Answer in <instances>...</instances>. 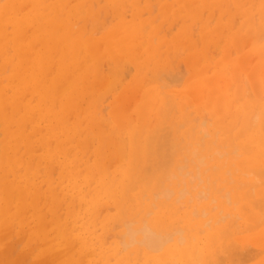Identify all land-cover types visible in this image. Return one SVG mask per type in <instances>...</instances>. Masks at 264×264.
Wrapping results in <instances>:
<instances>
[{
	"label": "bare ground",
	"instance_id": "obj_1",
	"mask_svg": "<svg viewBox=\"0 0 264 264\" xmlns=\"http://www.w3.org/2000/svg\"><path fill=\"white\" fill-rule=\"evenodd\" d=\"M25 1H30L31 5L26 13L23 12L21 8V5ZM200 1V8L211 6V3H219L217 6L223 5L222 0ZM140 2L138 0V5H140ZM60 3L61 0L55 2H51L50 0H10V3L0 10L1 49H3V44L8 43L9 38L16 40L14 48L15 54L13 57H9L7 52L9 48H4L2 52L0 50V59L4 64L3 67H5L6 64L10 66V71L6 68L10 72H7L9 73L8 75H5V69H2L4 74L0 73V75L4 76L3 78L6 81L0 85V125L4 137L3 141L0 142V256L7 252L6 238L7 235H11L12 237L13 234V232H9V230H11L10 227L12 225H17L24 230V233L25 229H27L29 235L28 239L37 246L36 249L38 251L34 249L36 246L34 248L32 247L33 251L30 248L33 244H30L31 241L29 242L27 240L28 242L24 243L23 247L20 248V257L25 256V253L27 254L28 252L29 255L36 253V257L31 264H109L112 261H114L113 264H246V262L254 258L256 259V256L259 257V251L261 252V250L258 248H255V250L251 248L250 251H248L249 247L252 246H249L247 242L249 239H252L254 242L257 238H255L252 231L251 233L248 231L251 229L255 230L264 223L263 88L259 91L258 88H256L258 82L256 83L254 81L255 83H252L251 88H253V93H255L256 97L254 99L253 95H251V91L248 89V83L246 82V90H248V92L245 91L246 83H242L244 85V87L242 86L245 91L243 92L244 95H249L250 100L253 97L255 105L253 107V104L251 105L250 101L247 99L248 101L245 102L247 105L234 111L236 121L223 118L227 116L222 114L224 111H222L223 109L221 110L220 106L223 107V104L219 106V109L211 106L214 97L213 90L205 106L203 103L205 97L203 98L202 96L201 99L200 92H197V88L203 85L200 82L187 89H181L183 91L179 92L178 95L176 94L178 100H174L175 98L173 99L171 95V99L170 97L168 100L165 99L164 101L169 104L167 105L168 109L166 108V103L162 101L166 106H163L164 110L160 114V118L162 117L163 121L162 119L161 121L158 120L159 124L155 123L156 126L154 125L155 127L152 129H146L147 126L142 124L141 120L138 124L134 125L118 119V121L111 120L110 123H108V127L102 125L98 123L100 117H95V115L91 113V107H88V105H91V102H93L92 99H97L96 96H93L94 98L89 96V91L94 87V81H91V77L94 76L93 78L97 79L96 77L99 75L97 73L93 75L91 72V69L97 70L98 61L92 62L88 68L82 65L81 67H83L85 71L78 73L80 70L78 69L76 71L77 66H70L72 65L71 59L68 61L66 60L70 55H75L73 57L75 59L78 54L77 57H79L83 63L85 59L88 58L87 51L89 50L90 53H95L96 49L91 46L86 51L84 47L85 39H83V35L79 33V29L74 31L72 27L75 26L71 27L62 20L60 16ZM229 3L228 1L227 8H229ZM179 5L183 8H187L191 6V3L187 5L179 3ZM153 6L152 9L155 10V6ZM235 9L231 11H235L234 13L237 15V9ZM153 10H151V12ZM213 10L217 9L214 8ZM143 13L151 14L150 12ZM201 13L203 15V11H201ZM201 13L192 11L188 14L194 18L201 15ZM255 16L254 18H256ZM155 20H157V16ZM155 20L154 24H156ZM94 21L96 23L95 19ZM199 21L201 20L199 19ZM178 22L176 21V23ZM176 23L172 25L175 26L174 24ZM208 23L210 22L208 21ZM98 25L101 26L100 23H98ZM8 26L13 28L11 37L8 35L9 33L6 34ZM99 26H97V29H100ZM161 26L163 27V25ZM233 26L234 23H232V27ZM191 27H193V25H191ZM102 28L101 26V29ZM129 29L130 31L124 32L127 29L125 30L124 27L118 25L113 31L107 35L104 34L105 36L101 38L106 45L105 52H108L111 58L113 57V59H110V67L106 66L109 69L108 74L104 79L100 78L98 82L101 93H107L106 91H108L107 95H109V90L117 84V77L121 75L119 73L124 67H120L123 59L127 58L129 61L134 60L133 55H130V53L133 52L135 41V35L133 34L138 32V28L134 26ZM168 30H170V28ZM95 31L98 32V30ZM166 31L167 29L165 32ZM221 31L219 30V32ZM170 32L168 31V33ZM223 32L224 30L222 33ZM248 32H250V30ZM256 32H258V30ZM261 32L263 33V31ZM261 32H258L259 38L261 37ZM25 33L27 40L23 42V34ZM221 35L223 36V34ZM196 39L197 37H195L194 41H196ZM186 42L187 41H183V44H186L185 49L189 47V44L191 45L189 41ZM211 45L212 44H210V46ZM178 46L179 44L177 43L176 47H174L179 51L180 47ZM216 48L213 49L215 50ZM213 49L211 51L214 52ZM205 53L208 54V49ZM231 53H233V50ZM249 54L251 55V53ZM120 56L124 58L122 59ZM243 58L245 59V56H243ZM250 59L252 60V58ZM191 60H194V58H190L189 62H191ZM170 61L174 60L170 59ZM106 62L104 61L103 63ZM242 62L245 64L244 61ZM78 63L80 62L78 61ZM109 63L110 62H107L106 64ZM196 63H199L198 60ZM258 63L259 61L257 64ZM122 64H125V62H122ZM143 64V62H139L137 70L144 67L142 66ZM196 65L198 66V64ZM258 65L261 66L260 63ZM191 66L193 67V64H191ZM217 66H219V64H217ZM233 67L232 70L234 69ZM235 68L238 67L235 66ZM106 69L105 71H107ZM174 69H170L168 80L162 78L163 74H160L159 77L156 76L157 79L155 77V81L152 79L154 76H151L152 78L150 79H152L151 81L153 82H158L160 79L159 83H162L157 84L158 86L160 85L162 90V84H166L164 85L166 87L168 86V81L174 84L176 83L177 85V83L181 82L185 74ZM194 69L193 67V70ZM102 70L101 68V71ZM129 70L132 69L129 68ZM156 70L159 72V69ZM160 72H162L161 68ZM151 73L150 75H152ZM237 73L238 72H236V74ZM236 74L234 75L236 76ZM147 75H145V77ZM239 75L240 74H238V76ZM250 76H253V74ZM241 77L239 76L238 79L241 80ZM188 78H190V76ZM258 80L256 78V81ZM262 80L264 81V79ZM184 81L188 83L186 80ZM121 82L120 79L118 84H121ZM147 82H150V80ZM139 85L141 86L140 83ZM133 87H135V85ZM139 88L141 89V87ZM132 89L134 90L135 88ZM239 89L240 88H238L237 92L241 93ZM162 90H159L160 93ZM194 91L196 92L194 93ZM128 92L131 94L130 90ZM138 93H140V91ZM160 93L158 92V94ZM187 94L191 95L190 100L187 99ZM104 95L100 94V97L98 95L97 97L102 98ZM107 95L105 96L108 97ZM134 95L138 96V94ZM157 95L155 93V97ZM166 95L167 94H165L164 97ZM225 95L223 94L222 96L226 99L227 97H225ZM137 96L134 98L137 99ZM90 97H92V99ZM157 98L156 100H159L160 97ZM220 99L218 100L223 102ZM233 99L235 100L236 98L234 97ZM238 99L240 100L242 98ZM102 100L104 101V98ZM96 101L97 100H95V105L98 104ZM123 101H121V103ZM133 101L129 100L130 105ZM191 101L196 105V110L199 112L203 110L201 107L202 104L207 107L214 121L208 126L205 121L207 118H202L200 121H198L197 117L192 118L195 124L189 128L186 137L180 140V137L175 134L176 121L173 114L175 109L178 113L181 111L184 113L186 109L184 106L188 107L189 104L191 105ZM57 103L59 104L58 106L56 105ZM83 104L85 105L83 106ZM120 107L122 108L123 106ZM249 108L255 109L251 115L253 116L252 122H250L251 116L248 119L249 121L243 120L240 116ZM88 109L90 113L86 114ZM118 109H116L117 112ZM144 110L145 105L142 111ZM147 111L146 107V112ZM129 114L131 115V113ZM142 115L143 114H141V116ZM187 115H183L185 120L188 119ZM123 116L125 118L124 114ZM118 118L121 119L120 117ZM148 118L147 116L146 119L143 118L147 120L145 123H148ZM82 120L86 122L84 127L81 126ZM183 122L186 123L187 121ZM183 122L182 124H184ZM180 125L181 123L177 125V131ZM79 128L80 134L84 133H81V131H83L82 128L86 131L85 136L89 138L88 141H91L90 143L85 142L84 139L83 141L87 144H83L81 142L82 140L78 138L79 134H77V131ZM246 131L249 132L247 133ZM144 132H147V134ZM211 133L213 137L209 138ZM155 137L158 139H155ZM73 139L74 141H72ZM149 139L150 141H148ZM92 140L98 144L92 152L94 155V162H104L106 158L108 159L112 156L111 160L112 162L114 160V163L117 164V168L128 165L127 171L116 172V170H114L113 172H109L103 165L94 164V167L97 169L95 174L91 164L88 162L84 164L82 160V157L90 152L88 144H92ZM148 142L149 144H147ZM106 148L112 152L111 155H104L103 152ZM23 153L30 155L22 159L25 162L22 160L20 161L16 156V154H19L21 157ZM87 156L89 157V155ZM189 162L193 163L192 167H189ZM23 164H25V166H23ZM110 164L108 167L111 166ZM21 167L23 168L21 169ZM39 168L40 172L43 171V173H41L43 177L41 174L37 176ZM130 171H132V174L136 172L133 177L132 174L130 177ZM9 174L13 176L11 179H9ZM96 175L99 178L97 177V179L93 180ZM38 177H40L41 180ZM217 182L220 184L218 187H216ZM133 188L138 189L137 195L140 197L137 195L133 196V198L130 195L126 196V193L129 194L133 191ZM214 190L219 193L225 190L223 194L221 193V196L225 195L224 200L223 197L220 198L216 195ZM97 191L106 194L108 198L113 201L116 200V202H114L115 208L119 206L121 200L123 201L121 204L124 203V198L132 202H129L126 206L117 207L115 214L107 211L104 217H100L102 214L99 215V209L103 206H100L98 202V205L95 203L98 197ZM119 191H122V193ZM226 193H230L231 196ZM224 201L228 206L231 203L230 207H225ZM108 207V209H110V206ZM219 207L227 213L220 216L219 219L213 220L212 212L215 208ZM102 210H104V207ZM208 214L209 217H207ZM228 215L231 216V219L229 218L231 223H227V227L223 225L225 228H219L218 231L215 230L213 235L215 237L207 239L212 241L208 242V244L213 246L214 250H210V246L208 244L206 245L203 241L190 240L195 228L199 227L198 222H200V219H202L203 226H208L211 223L212 229H214L216 224L219 223V220H222ZM205 217L207 218L203 219ZM246 220L249 222H246ZM11 228H13V226ZM22 230H20V232L23 233ZM202 230L198 231L202 232ZM219 230L221 231L220 236H222V232L225 233L226 236L223 235L225 237H220L218 233ZM244 230H247L246 232H248V234L245 235L244 233V235L241 236L240 233ZM22 233H20V235ZM217 234L219 237L216 236ZM263 234L264 229L262 235ZM26 235L27 234L23 237H26ZM22 241L23 240H21L20 243H22ZM258 241L257 239L256 242ZM15 245H13V247ZM11 247L12 246H10V248ZM17 249L19 250L18 247L15 250ZM12 250L11 252L15 251ZM29 250L32 251L30 252ZM90 253L93 257L91 260L89 257ZM221 259H223V262L226 260V263H223ZM28 260L26 258V261ZM13 261L15 264L19 262L17 259L14 260V258ZM23 262L24 261H22V263Z\"/></svg>",
	"mask_w": 264,
	"mask_h": 264
},
{
	"label": "rangeland",
	"instance_id": "obj_2",
	"mask_svg": "<svg viewBox=\"0 0 264 264\" xmlns=\"http://www.w3.org/2000/svg\"><path fill=\"white\" fill-rule=\"evenodd\" d=\"M50 1L51 2H55L57 0H50ZM154 1L153 0H145V1L144 0H141V2H140V0H139L140 5H138V0H127V1L126 0L125 1L124 0H70V2H69V0H61V3L59 4L60 7H61V10H60L61 12L60 11L59 12H60V16H61L62 20H64L65 23L66 24H69V26H71V27L72 26H75V27H72L73 30L74 31L75 30L77 31L79 29V33H81L83 35V39H85L84 47H85L86 51L91 46L96 49V52L95 53H90L89 50L87 51V57L88 58H86L83 63H82L81 59L79 57H77L78 54H77V56H76L75 59L73 58L75 55H72V56L70 55V56L67 57L66 60L68 61L69 59H71L72 65H70V66H77L76 71L78 69L80 70V71H78V73H82L83 71H85V69L83 67L88 68V66L92 62L98 61L97 62L98 63L97 70L91 69V72H92L93 75H94V73H97L99 75L96 77L97 79L93 78L94 76L91 77V81H94V83H93L94 87L91 89V91H89L90 92L89 96H92V97L93 96L94 97L96 96L97 99H95L94 97H93L94 99H92V97H90L93 100V102H91V105H88V107L89 106L91 107L90 108L92 110L91 113H93L95 115V117H97V116L100 117V119L98 120L99 122L98 121L97 122L100 123V124H102V125H106L108 127L109 126L108 123H110L111 120H113V121L114 120H117V119L118 120H123L124 122H128L131 125L138 124L140 122V120H141V123L142 124H145L147 126L146 129H152V128H154L156 126L155 123H158L162 119V117L160 118V114L164 110L163 109L164 108L163 106H165L164 103H166V106L169 105L167 102L164 101L165 99L168 100L169 97H170V95H171V97L173 99L175 98L174 100H178L177 99V95H178L179 92H182L184 90L183 88L187 89V88H189L190 86H192L194 84H196V85L199 84L200 82L203 85L202 86H199V88H197V87L196 88L198 89L197 92H200L201 99H202V96H203V98L205 97L204 100H203V103L205 104V106L207 105L206 103H207V100L209 99L210 94H212V92L214 91L213 92L214 97H213L211 106L217 107L218 109L221 107V110L223 109L222 111H224V113H222V114L225 115V116L227 115L226 117H223L225 119L226 118L227 119H230V120L233 119V121H236V117L234 116L235 115L234 111L235 110H238L240 107H243V106L247 105L245 102L248 101V100L250 101V104L251 105L253 104V107H254V105H255L254 99L256 97H255V93H253V88H251L252 83L254 81L256 83L258 82L257 83L258 85L256 84L257 85L256 88H258L259 91H261L262 88H263L262 91H264V87H263L264 81L262 80V79H264V63H263V61H264V0H259V1L258 0H242V1L241 0H222V4L223 5L217 6L219 3H217V4L211 3V6H207L206 8H200V4H201V1L200 0H170V1L169 0H156L157 2L156 1L154 2ZM193 1H195V2H193ZM228 1L230 2L229 3V6H228L229 8H227ZM253 1H254V3H253ZM9 3H10V0H0V5H1L0 6L1 7L0 10L2 9V7H4L5 5H8ZM179 3H181L183 5H187V4H190L191 3V6L190 7H187V8H183V7H181L179 5ZM192 3H194V4H192ZM153 5L155 6V10L152 9V6ZM25 6H26V8H25ZM65 6H66V8H65ZM81 6H83V7H81ZM30 7H31L30 1H25L21 5V8L23 9V12H25V13L28 11V9ZM77 8H79V9H77ZM214 8L217 9V10H213ZM233 9L236 10V12L238 13L237 14L238 16L234 13L235 11H233V12L231 11ZM151 10H153V11L151 12ZM192 11H196L197 13H201V11H203V15L201 13L202 16L199 15L198 17L192 18V16H190L188 14V13H191ZM214 11L216 12V14H215ZM222 11H223V13H222ZM143 12H150L151 14H149V13H143ZM75 14H77V15H75ZM156 16H157V20H155L156 19ZM254 16L256 18H254ZM99 18H100V20H99ZM250 18H251V20H250ZM94 19L96 20L97 26H99L98 23H100L101 26L103 27L101 29V26H99L101 30L100 29H97V26H96V23H95ZM178 19H179V22H178ZM199 19L201 21H199ZM154 20H155V23L156 24H154ZM195 20H196V22H195ZM68 21H70V22H68ZM176 21L178 23H176ZM185 21H186V24H185ZM208 21L211 24L208 23ZM146 23H149V24H146ZM173 23H176V24H174L175 26L172 25ZM232 23H234V26L233 27H232ZM103 25H106V26H103ZM118 25H120L121 27H124L125 30L127 29L124 32L130 31V29H129L130 27L137 26V28H138V30H137L138 32H136V34H133V35H135V41H134L133 52L130 53V55H133L134 60L133 61H129L127 58L126 59H123L124 57L123 56L122 57L120 56V58L123 59L122 62L123 63L125 62V64H122V62L120 64V67H123L124 66L123 67L124 70L120 68L121 71H120L119 74H121V75L117 77V84L119 83L120 79L122 81L121 84L122 83L123 84L122 85L121 84H118L119 86L121 85L120 87L117 84H115L114 85L115 88L114 87H112V88L115 89V90L117 89L116 92H115V90H113L111 88L109 90L110 91L109 92V95H107L108 94V91H106L107 93H105V92L101 93L100 92V90H99L100 89V87H99L100 85L98 84V82L100 81V78L101 79H104L106 77V75L108 74L109 69L107 67H110V64H111L110 59H113V57L111 58L109 56L108 52H105L106 45H105V42H103L101 40V38L103 36L109 34L111 31H113ZM161 25H163V27ZM191 25H193V27H191ZM147 26H149V27H147ZM171 26H173V27H171ZM168 27L170 28V30H168L169 29ZM7 28L9 30L6 29V34L9 33L8 35L11 37V35L13 34V28L11 26H8ZM94 29L95 30H98V32L95 31ZM166 29H167V31L165 32ZM221 29H222V31L224 30V32L226 34L224 32L222 33ZM241 29H242V31H241ZM219 30L221 32H219ZM249 30H250V32H248ZM257 30H258L259 33L261 31H263V33L261 32V34H260V36H261L260 38L261 39L259 38V35H258L259 33L256 32ZM168 31L169 32L171 31V32L168 33ZM256 33H257V35H256ZM221 34H223V36ZM236 34H237V36H236ZM212 36H214V37H212ZM195 37H197L198 42H197V39H196V41H194L195 40ZM205 37H206V39H205ZM220 37H221V39H220ZM257 37H258V39H257ZM10 39H12L14 42L12 40H10ZM236 39H237V41H236ZM246 39H247V41H246ZM26 40L27 39H26V33H25V34H23V42H25ZM219 40H221V41H219ZM183 41H187V42L189 41V43H191L192 46L189 44V47L187 49H185L186 48V46H185L186 44H183ZM15 42H16L15 39L9 38L8 39V43L3 44V49L4 48H7V49L9 48L10 49V50L9 49L7 50L8 54H9V57L10 56L13 57L14 54H15V52H14ZM177 43L179 44L178 47H180L179 48L180 49L179 51H178V49L175 48L176 45H177ZM213 43H216V44H213ZM91 44H93V45H91ZM210 44H212V45L210 46ZM8 46H10V47H8ZM238 46H239V49H238ZM11 47H12V49H11ZM212 47L213 48H216L217 47L216 48L217 50L216 49L214 50ZM99 48H100V50H99ZM3 49H1V47H0L1 52L3 51ZM207 49H208V54L205 53L207 51ZM212 49L214 50V52L216 54L213 51H211ZM229 49L231 51L233 50V53H231V51ZM11 51H12V53H11ZM229 51H230V53H229ZM247 51H248V53H247ZM175 52H176V54H175ZM241 53L242 54L244 53V54L242 55ZM249 53H251V55ZM149 54H150V57H149ZM174 54H175V56H174ZM247 54H249V55H247ZM85 55H86V53H85ZM246 55H247V57H246ZM213 56H214V58H213ZM241 56H242V58H243V56H245V59L244 58L242 59ZM138 57H141V58H138ZM190 58L191 59L194 58V60H191V62H189L190 61ZM250 58H252V60ZM170 59L171 60H174V61H170ZM119 60H121V59H119ZM186 60H187V62H186ZM197 60H198L199 63H196ZM78 61L80 63H78ZM104 61L105 62L107 61V62H110V63L109 64H106L107 62L106 63H103ZM242 61H244L245 64H243ZM258 61L261 64V66L258 65L259 63L257 64ZM139 62H143L144 64L142 66H144V67H141L140 70H137V65H138ZM154 62L157 63V64H155ZM255 63H256V65H255ZM191 64H193V67L195 68L194 70H193V67L191 66ZM196 64H198V66ZM217 64H219V66H217ZM3 65H4L3 62L0 59V73H3L4 74V72H6L5 75H8L10 73L9 72L10 71V66L8 64H6V66L3 67ZM82 65H83V67H81ZM206 65H207V67H206ZM244 65H245V67H244ZM7 66H9V67H7ZM129 66H131V67H129ZM235 66L238 67V68H235ZM253 66H256V67H253ZM258 66H259V68H258ZM103 67L105 69L107 68L106 69L107 71H105V69ZM208 67H210V68H208ZM232 67L234 68L233 70H232ZM101 68L104 71L103 70L101 71ZM129 68L132 69V70H129ZM160 68H161L162 72H160ZM2 69L3 70L5 69V71L3 72ZM156 69H159V72L160 73ZM170 69H174V70H177V71H181L185 75L183 76V79L181 80V82L180 83H177V85H176V83L175 84L174 83H171V81H168V86H166V87L164 86L166 84H164V85L162 84V86H163V90H162V88H160V85L158 86V84H157V83H159V80L160 79L158 78L159 79L158 82L157 81L156 82H153V81H155V77L156 76L159 77L160 74L161 75L163 74L162 75V78H165V79L168 80L169 79V75L168 74L170 72ZM254 69H255V71H254ZM127 70H128V72H127ZM237 70H239V71H237ZM7 72H9V73H7ZM124 72H125V74H124ZM146 72H147L148 75L146 74ZM236 72H238V73L236 74ZM139 73H140V75H139ZM150 73L152 75H150ZM190 74H192V75H190ZM234 74H236V76ZM238 74H240L239 75L240 77L244 75L243 77H241V80L238 79L239 78ZM252 74H253V76H250ZM138 75H139V78H138ZM145 75H147V76L145 77ZM256 75H257V77H256ZM151 76L152 77L154 76V78H152ZM189 76H190V78H188ZM3 77L4 76L0 75V79H1L0 80V85L6 82ZM157 77H156V79H157ZM148 78H149L150 82H147V81H149ZM150 78H152L153 81H151L152 79H150ZM256 78H257V80L258 79L259 80L256 81ZM3 80H4V82H3ZM184 80H186V82H188V83H185ZM138 82L141 84V86L139 85ZM246 82L248 83V89L251 91V95H253L254 99L252 97V99L250 100L249 99V95H244V93H243L245 91L248 92V90H246V85H247ZM132 83L135 85V87H133L134 85ZM143 83H144V85H143ZM161 83H159V84H161ZM242 83L243 84L246 83L245 84V91H244V88H242V86L244 87V85ZM178 84H180V85H178ZM186 84H188V85H186ZM260 85H261V87H260ZM139 87H141V89ZM132 88H135L136 90L135 89L133 90ZM231 88H232L233 92H232ZM238 88H240L239 91L241 90L240 91L241 93H238L237 92ZM128 89L130 90L131 94L135 92L134 94H138V96L137 95H134V94H132L133 95L132 96L128 92L129 91ZM131 89H132V91H131ZM177 89H180V90H177ZM181 89H183V90H181ZM156 90H158V91H156ZM159 90L160 91L162 90V92L160 93ZM167 90H169V91H167ZM93 91H94V93H93ZM139 91H140V93H138ZM158 92L160 94H158ZM195 92L196 91H194V93ZM208 92H210V93H208ZM104 93L108 97H106L104 95ZM155 93H156V95L158 94L156 97H155ZM162 93L163 94L165 93L167 95L164 97L165 94L163 95ZM194 93L192 92L193 95H194ZM227 93H228V95H227ZM100 94L104 95V97L101 96L102 98H99L100 97L99 96ZM223 94L224 95L225 94L227 95V96L225 95V97H227L226 99L222 96ZM97 95L99 97H97ZM120 95H121V97H120ZM136 96H137V99H135ZM143 96H145V97H143ZM167 96H168V98H167ZM190 96L191 95L187 94V97H188L187 99L190 100L191 99ZM122 97H124L126 99V101ZM151 97H153V98H151ZM157 97H160L159 100H156V99H158ZM171 97H170V99H171ZM220 97H221V99H220ZM234 97L236 98L235 100L233 99ZM103 98H104V101L102 100ZM117 98H120L121 100L120 99H117ZM238 98H242V99L239 100ZM123 99H124V101H123ZM218 99L222 100L223 102L219 101ZM223 99H225L226 101L223 100ZM95 100H97L96 102H98L99 105L98 104L95 105ZM129 100L130 101H133L134 100L131 103V105H130ZM232 100H233V102H232ZM121 101H123L124 103L123 102L121 103ZM253 101H254V103H253ZM148 102H149V105H148ZM92 103H94V104H92ZM191 103L192 104L191 105L189 104L188 107L187 106H184L186 108L185 111H184V113H183V111H181V112L178 113V112H176V109H175V112L173 114L174 115V118H175V121H176V131H175V134H177L180 137V140L181 139L183 140L186 137L189 128H191L195 124V121L192 120V118H196L197 117L198 118V121L202 120V118H207V120H205V119H203V120L206 121V124H208V126L214 121V119L210 116L207 107H205L202 104L201 107L203 108V110L201 109L202 111L199 112V111L196 110V105L193 104L192 101H191ZM208 103H209V101H208ZM222 104H223V107L220 106ZM56 105L58 106L59 104L57 103ZM84 105L85 104H83V106ZM119 105L120 106H123V107L121 108ZM125 105H126V107H125ZM136 105H138V106H136ZM144 105H145V110L142 111ZM231 105H232V108H231ZM131 106H133L134 108L131 107ZM114 107H115V110H114ZM146 107H147V110H148L147 111L148 114L146 112ZM227 107H229V108H227ZM166 108L168 109V106ZM116 109H118V112L119 113L117 112ZM253 110H255V109L249 108L244 113H242L240 116L242 117L243 120L249 121L248 119L252 115ZM195 111H196V113H195ZM140 112H142V113H140ZM186 112H188V113H186ZM88 113H90L89 109L87 110L86 114H88ZM129 113H131V115ZM133 113H134V116H133ZM123 114L125 115V118H124ZM141 114H143V115L141 116ZM144 114H145V116H144ZM254 114H255V112H254ZM183 115H187L188 116V119L185 120L184 117H183ZM189 115H191V116H189ZM128 116H129V119H128ZM146 116H147V118L149 117L148 118V123H145L147 120H144L143 119V118L146 119ZM181 116L183 117L184 120L182 119ZM118 117H120L121 119H119ZM141 117H142V119H141ZM189 117H190V119H189ZM252 117L253 116H251V121L250 122H252ZM156 118H157V120H156ZM182 120L185 121V122L187 121V122L184 123ZM253 120H254V118H253ZM82 121H81V123H82L81 126L84 127L85 124H86V122L84 120H82ZM162 121H163V119H162ZM182 122L184 124H182ZM180 123H181L182 126L180 125L181 127L179 126L178 127V131H177V125L180 124ZM102 127H104V126H102ZM77 128H78V126H77ZM80 128L77 131V134H79L78 135V138L80 140H82L81 142L83 144H87L89 142L88 141L89 138H87L85 136L86 131L82 128L83 131H81V133L82 132H84V133L80 134L79 133ZM1 129L2 128H1V125H0V142H2L3 141V138H4ZM144 131H145V129H144ZM246 132L248 133L249 131H246ZM144 133L147 134V132H144ZM212 137H213V135L211 133V136L209 138H212ZM92 139H93V137H92ZM155 139H158V138L155 137ZM83 140L85 142H87V143H85ZM94 140H92V144H90V145L88 144L89 148L87 147L90 150V152L87 154V155H89L90 158L87 155H85L84 157H82V160H83L84 164L87 163V162L90 163L91 164V167H92V170L95 171V174H96L97 169H96V167H94V164L103 165L104 168L107 171H109V172H113L114 170H116V172H118V171H125L126 172L127 171L126 169H127L128 165H124V166H121V167L117 168V164L114 163V160H113V162L111 160L112 159V156H110L108 159L106 158V160L104 162H101V161L94 162L93 161L94 160V155L92 154V152H93L94 148L98 145L95 142L96 140L95 141ZM72 141H74V139ZM148 141H150V139ZM147 144H149V142ZM140 148H141V146H140ZM103 153H104V155H108V154L111 155L112 154V152L108 148H106ZM24 154L25 153H23L21 157H20L19 154H16V156H17V158L20 161L22 159H24L25 157L27 158V157L30 156V155H27V154L24 155ZM0 156H1V151H0ZM113 156H114V154H113ZM88 158H89V160H88ZM23 162H25V161H23ZM110 162H111V164H110ZM108 163L111 166L108 167V165H109ZM178 163H179V161H178ZM23 166H25V164H23ZM192 166H193V163H190V166L189 167H192ZM22 168L23 167H21V169ZM41 170H42V168H41ZM21 172H22V170H21ZM125 172H124V174H125ZM41 173H43V171L40 172V168H39V173L37 174V176H39ZM129 173H130V177H131L132 171H130ZM135 173L136 172H133L132 177L135 175ZM9 176H10L9 179H11L13 177L11 174H9ZM41 176L43 177L42 174H41ZM40 177H38V178L40 179ZM97 177L98 176L96 175V177L93 180L97 179ZM219 185H220L219 182H217L216 183V187H218ZM132 190L133 191H131L129 194L126 193L127 194L126 196L130 195L133 198V196L137 195L138 189H136V188L134 189L133 188ZM214 191L216 192V195H218L220 198L223 197V200H224L225 195L224 196H221V193L223 194L225 192V190H223L221 193L217 192L216 190H214ZM119 192L122 193V191H119ZM226 194H228L229 196H231L230 193H226ZM137 196L140 197L139 195H137ZM110 200L111 199H109L106 194H104L102 192L101 193L98 192V197H97V200L95 201V203L98 202V203H100V206H103L104 207V210H102L103 207H100L99 206L100 207V209H99V215L102 214V216H100V217H104L106 215L107 211H109L112 214H115L117 207H120V206H123V205L126 206V205L129 204V202H132L130 200H127V198H124L123 199L124 200V203L125 202L126 203L125 204L124 203L121 204V202H123L121 200L119 202V206H117L115 208L114 202H116V200H114V201L113 200L110 201ZM102 201H104V202H102ZM107 202H108L109 205L107 204ZM98 203H97V205H98ZM230 205H231V203L228 206L226 204V202H225V207H230ZM108 206H110V209H108L109 208ZM99 207H97V208H99ZM219 210H220V212H219ZM226 213L227 212L225 210H222L220 207L219 208H215L214 211L212 212V218H213V220L219 219L220 216H222V215H224ZM207 217H209V214H208ZM207 217H205L203 219H206ZM224 218L222 220L221 219L219 220V223L216 224V226H215L214 229H212L213 227L211 226V223L208 226L207 225L203 226L202 219H200V222H198V226L199 227H196L195 228V230L193 231L192 236L190 237V240L191 241H198V240L199 241H203L206 245L208 244V242H212L211 240H207V239L208 238L215 237V236H213L214 233H215V230L218 231L219 228L220 229L221 228H225V227L228 226V224L231 223V221H230L231 216L228 215V216H226ZM246 222H249V221L246 220ZM12 226H13V228H11ZM12 226L10 227L11 230H9V232L10 233L13 232V234H12V237H11V235H7V238H6V246H7L6 248H7V252L5 254H3V255L0 256V262H1L0 264H13L14 263L13 258H14V260L17 259L19 261L18 264L22 263V261H24L22 264H31V262L33 263V261H34V259L36 257V253L35 254H31V255H29V252L27 254L25 253V256H26L27 260H28V256H29V260L28 261H26L25 256L20 257V255H19V252L21 251L20 248L23 247L24 243H27L28 241L29 242L31 241L30 239H28L29 238V235L27 233V229H25V233H24V230H22L21 228H19V226H17V225H12ZM218 226H221V227H218ZM19 229L22 230L24 234L22 232H20ZM263 229H264V223H262L257 229H255V230L251 229V230L248 231L250 233L252 231V233L255 236V238L256 237L257 238L255 239L254 242L252 241V239H249L248 240L247 243L249 244V246H252V247H249L248 244H247V246L249 247V250H248V247H247V250L250 251L251 248L254 249V250H255V248H258V249L261 250V252L259 251V253H260L259 254L260 256L258 255L259 257L256 256V259L255 258L253 259V257H252L253 260H250L249 259L250 261L246 262V264H260V263L262 264L264 262V250H262V249H264V247H263L264 246V239H262V238H264V234L262 235ZM198 230H202V232L201 231H198ZM246 231L247 230H244L243 232L240 233V235L242 236V235H244V233H245V235H247L248 232H246ZM220 232L221 231L219 230V232H218L219 233V236H220ZM20 233H22V234L20 235ZM25 234H27L26 235L27 238L26 237H23V236H25ZM223 235H225V233L222 232V236H220V237H225L226 236V235L225 236H223ZM256 235H258V236H256ZM17 236H18V238H17ZM216 236L219 237L218 234ZM13 237H14V239L12 240L13 241V243H12V241L10 242V240ZM257 239L259 240L258 242H256ZM21 240H23L22 241L23 244L20 243ZM31 243L33 244V245L30 246V248L32 249V247L34 248L36 245L32 241L30 242V244ZM107 243H109V242H107ZM13 245H15V246L13 247ZM208 245L210 246V250H214L213 249V246H211L210 244H208ZM258 245H259V247H258ZM10 246L13 247V250H15L17 247L19 248V250L17 249L15 251H13L12 250V247L10 248ZM36 248H37V246L34 248L35 251H38ZM11 250L13 252H11ZM32 250H29V251L31 252ZM10 252H11V254H10ZM89 257H90V260L93 259V257L91 256V253H90V256ZM222 258H223V256H222ZM223 259H221L222 262H223ZM7 261H8V263H7ZM225 261L226 260H224L223 263H226ZM110 263L113 264L114 261H112ZM118 264H121V263H118Z\"/></svg>",
	"mask_w": 264,
	"mask_h": 264
}]
</instances>
